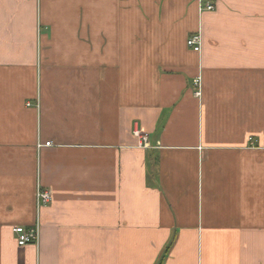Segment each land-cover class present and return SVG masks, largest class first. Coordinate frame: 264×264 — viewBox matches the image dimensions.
Segmentation results:
<instances>
[{"label":"crops","instance_id":"0c3cea01","mask_svg":"<svg viewBox=\"0 0 264 264\" xmlns=\"http://www.w3.org/2000/svg\"><path fill=\"white\" fill-rule=\"evenodd\" d=\"M160 262L264 264V0H0V264Z\"/></svg>","mask_w":264,"mask_h":264},{"label":"built area","instance_id":"2783aa9c","mask_svg":"<svg viewBox=\"0 0 264 264\" xmlns=\"http://www.w3.org/2000/svg\"><path fill=\"white\" fill-rule=\"evenodd\" d=\"M204 10H214L215 4L212 2H205L202 6ZM187 44L190 48H192L196 52H200L202 50V34L200 31L189 36L187 40ZM194 84L196 86L195 95L200 96L201 94V79L198 77L194 80ZM136 135L140 139L139 145L143 148L151 147V143L149 140L148 133L143 131H136ZM45 145H51V141L46 142ZM37 199L39 205L49 204L52 200V192L47 188H38ZM13 232L17 237L18 244L23 246L30 243H37L40 238V228L39 226L34 227H24V226H16L13 228Z\"/></svg>","mask_w":264,"mask_h":264},{"label":"trees","instance_id":"16d2710c","mask_svg":"<svg viewBox=\"0 0 264 264\" xmlns=\"http://www.w3.org/2000/svg\"><path fill=\"white\" fill-rule=\"evenodd\" d=\"M159 264H162V262H160Z\"/></svg>","mask_w":264,"mask_h":264}]
</instances>
